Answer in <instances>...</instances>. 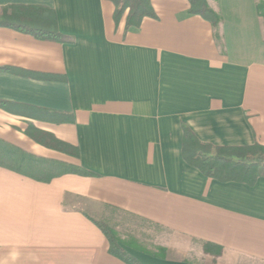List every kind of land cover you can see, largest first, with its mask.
I'll return each mask as SVG.
<instances>
[{
    "label": "crops",
    "instance_id": "crops-1",
    "mask_svg": "<svg viewBox=\"0 0 264 264\" xmlns=\"http://www.w3.org/2000/svg\"><path fill=\"white\" fill-rule=\"evenodd\" d=\"M150 3L156 17L125 31L110 0H0V17L65 37L0 26V140L93 173L44 182L0 166V264H127L97 216L141 264H264V176L221 182L181 155L182 124L215 146H264L258 0H207L220 45L188 0Z\"/></svg>",
    "mask_w": 264,
    "mask_h": 264
},
{
    "label": "trees",
    "instance_id": "trees-1",
    "mask_svg": "<svg viewBox=\"0 0 264 264\" xmlns=\"http://www.w3.org/2000/svg\"><path fill=\"white\" fill-rule=\"evenodd\" d=\"M114 4L113 20L117 24L125 16V31L138 29L145 17H156L150 0H110ZM189 13L198 15L207 20L214 28V38L221 44L218 25L220 16L213 11L207 0H188ZM258 15L264 19V0H258L256 5ZM0 26L11 27L31 33L37 38L55 41H64L65 37L57 30L54 23L41 25L26 22H17L7 16L0 17ZM8 69V68H0ZM0 107H6L0 102ZM49 141L45 145L54 149L77 156L78 149L58 141L47 135ZM181 155L190 166L198 169L203 175L221 182L236 181L253 185L258 177L264 176V146L255 142L244 146H215L199 140L193 131L182 124ZM0 166L26 174L32 178L48 182L64 174L81 176L93 175L92 172L70 164L38 158L24 151L10 146L0 140ZM102 231L108 241L110 254L122 259L127 264H141L131 256L119 243L111 228L104 222L91 219ZM204 252L214 253L217 256L222 248L212 243L203 244Z\"/></svg>",
    "mask_w": 264,
    "mask_h": 264
},
{
    "label": "rangeland",
    "instance_id": "rangeland-1",
    "mask_svg": "<svg viewBox=\"0 0 264 264\" xmlns=\"http://www.w3.org/2000/svg\"><path fill=\"white\" fill-rule=\"evenodd\" d=\"M79 206V205H77ZM81 206H84L83 204ZM96 220L98 221H102L104 223H106V220L104 218H100L97 216ZM128 221L130 220V227L128 228V230H130L129 232L134 233V234H150V232H152V227L147 225L144 222H140V221H136V220H131V219H127ZM107 224V223H106Z\"/></svg>",
    "mask_w": 264,
    "mask_h": 264
}]
</instances>
